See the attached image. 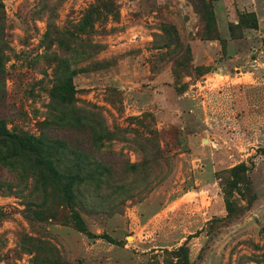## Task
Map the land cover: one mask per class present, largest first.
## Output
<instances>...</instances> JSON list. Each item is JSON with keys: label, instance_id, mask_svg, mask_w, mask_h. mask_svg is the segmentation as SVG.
Here are the masks:
<instances>
[{"label": "rangeland", "instance_id": "obj_1", "mask_svg": "<svg viewBox=\"0 0 264 264\" xmlns=\"http://www.w3.org/2000/svg\"><path fill=\"white\" fill-rule=\"evenodd\" d=\"M0 264H264V0H0Z\"/></svg>", "mask_w": 264, "mask_h": 264}, {"label": "trees", "instance_id": "obj_2", "mask_svg": "<svg viewBox=\"0 0 264 264\" xmlns=\"http://www.w3.org/2000/svg\"><path fill=\"white\" fill-rule=\"evenodd\" d=\"M38 141L30 135L27 131L19 130L15 133V130L9 131L2 120H0V146L7 148L10 145H16L17 147L34 152L35 145ZM37 151V150H35Z\"/></svg>", "mask_w": 264, "mask_h": 264}]
</instances>
